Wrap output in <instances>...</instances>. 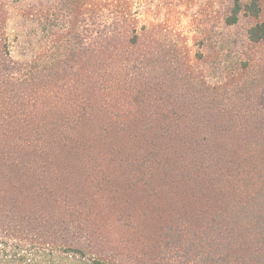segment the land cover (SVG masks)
<instances>
[{
    "label": "rangeland",
    "instance_id": "374dc122",
    "mask_svg": "<svg viewBox=\"0 0 264 264\" xmlns=\"http://www.w3.org/2000/svg\"><path fill=\"white\" fill-rule=\"evenodd\" d=\"M256 1L0 0V264H264ZM117 12L159 39L87 37Z\"/></svg>",
    "mask_w": 264,
    "mask_h": 264
},
{
    "label": "trees",
    "instance_id": "16d2710c",
    "mask_svg": "<svg viewBox=\"0 0 264 264\" xmlns=\"http://www.w3.org/2000/svg\"><path fill=\"white\" fill-rule=\"evenodd\" d=\"M93 6V3L89 5ZM98 7V5L95 4ZM105 8V7H104ZM248 10L251 14L256 15L258 13V4L256 0H252L250 3L242 6L241 0H234L233 6L231 8V13L228 17H226V21L228 23H233L237 20L238 14L245 9ZM88 10V9H87ZM98 10V9H97ZM92 12V11H91ZM93 13V12H92ZM86 34L87 37L90 38L93 36V28L98 29L99 37L102 39L103 44L105 45L106 42L114 41L115 43H125L127 46H136L140 43V45L144 44L145 42H154L159 39L158 33L154 30V28L147 30L146 27L141 26L140 29L137 28L138 18L135 14H130L126 12H117L113 16L109 15H96L95 17L88 16L86 18ZM2 18L0 24L2 23ZM2 34V33H1ZM0 34V56L3 53L6 54V57L9 59L8 50L6 46V41L4 37ZM249 37L253 41H261L264 42V22H259L254 24L249 29ZM92 38V37H91ZM90 38V40H91ZM150 38L151 40L149 41ZM3 40V41H2ZM6 64L0 63V79H3L6 74ZM11 67V76H16V71ZM5 70V71H4ZM7 70H10L7 68ZM2 86V80L0 83ZM5 197L1 198L4 199ZM0 199V201H1ZM1 217H5L0 215ZM9 236L12 238H17L18 234L14 231L7 232ZM2 242V241H1ZM94 264H110L102 261H95Z\"/></svg>",
    "mask_w": 264,
    "mask_h": 264
}]
</instances>
